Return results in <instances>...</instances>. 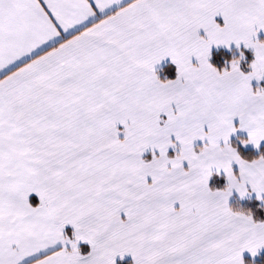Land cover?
Returning <instances> with one entry per match:
<instances>
[{
  "label": "snow or ice",
  "instance_id": "1",
  "mask_svg": "<svg viewBox=\"0 0 264 264\" xmlns=\"http://www.w3.org/2000/svg\"><path fill=\"white\" fill-rule=\"evenodd\" d=\"M0 264H264V0H0Z\"/></svg>",
  "mask_w": 264,
  "mask_h": 264
}]
</instances>
